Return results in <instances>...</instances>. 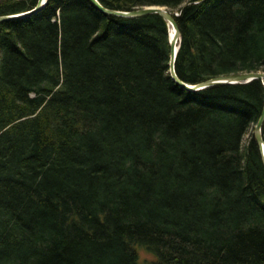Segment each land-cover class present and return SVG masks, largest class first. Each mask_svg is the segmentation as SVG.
I'll return each mask as SVG.
<instances>
[{
    "label": "trees",
    "instance_id": "16d2710c",
    "mask_svg": "<svg viewBox=\"0 0 264 264\" xmlns=\"http://www.w3.org/2000/svg\"><path fill=\"white\" fill-rule=\"evenodd\" d=\"M99 2L180 12L189 85L264 71V0ZM171 51L162 17L91 0L0 23V264H264V85L188 91Z\"/></svg>",
    "mask_w": 264,
    "mask_h": 264
},
{
    "label": "water",
    "instance_id": "95a60500",
    "mask_svg": "<svg viewBox=\"0 0 264 264\" xmlns=\"http://www.w3.org/2000/svg\"><path fill=\"white\" fill-rule=\"evenodd\" d=\"M48 0H38L37 6L29 12L18 14V15H8V16H0V23L10 22L17 19H22L29 17L31 15H34L41 11L46 5ZM99 10H101L103 13L109 15V16H115V17H122V18H129V19H136V18H142L145 16L150 15H156L162 17L167 23L170 28V26H173L175 29V35L173 39H170L171 43V63H170V72L173 77V79L183 88H185L188 91L191 92H197L201 91L216 85H222V84H248L254 81H261L264 85V71H245V72H238L233 74H228L224 76H220L217 78L210 79L208 81H205L203 83L197 84V85H189L185 82H183L176 72V61L178 56V51L180 47V42L182 39L181 31L179 29L178 23L176 21V17L180 15V12L173 11L167 7H158V6H152V7H146L142 9H137L129 12L125 11H116L105 8L99 0H91ZM263 128H264V108L261 113L260 119L257 123V126L255 128V138L256 141L260 147L261 153H262V160L264 165V136H263Z\"/></svg>",
    "mask_w": 264,
    "mask_h": 264
},
{
    "label": "rangeland",
    "instance_id": "374dc122",
    "mask_svg": "<svg viewBox=\"0 0 264 264\" xmlns=\"http://www.w3.org/2000/svg\"><path fill=\"white\" fill-rule=\"evenodd\" d=\"M252 132H254V129L252 128L249 132V134L245 137L244 141H243V145L246 146L248 144V141H249V137L250 135L252 134ZM141 257L142 259H145V260H151L152 259V256L150 254H148L144 248H141Z\"/></svg>",
    "mask_w": 264,
    "mask_h": 264
},
{
    "label": "bare ground",
    "instance_id": "6f19581e",
    "mask_svg": "<svg viewBox=\"0 0 264 264\" xmlns=\"http://www.w3.org/2000/svg\"><path fill=\"white\" fill-rule=\"evenodd\" d=\"M175 35V29L173 28V26H170V39H173Z\"/></svg>",
    "mask_w": 264,
    "mask_h": 264
}]
</instances>
